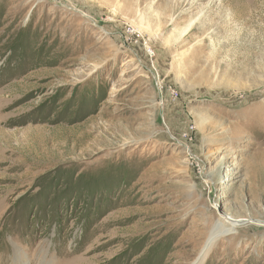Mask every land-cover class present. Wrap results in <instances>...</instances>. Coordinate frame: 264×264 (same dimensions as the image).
<instances>
[{
  "label": "rangeland",
  "instance_id": "obj_1",
  "mask_svg": "<svg viewBox=\"0 0 264 264\" xmlns=\"http://www.w3.org/2000/svg\"><path fill=\"white\" fill-rule=\"evenodd\" d=\"M0 264H264V0H0Z\"/></svg>",
  "mask_w": 264,
  "mask_h": 264
},
{
  "label": "bare ground",
  "instance_id": "obj_2",
  "mask_svg": "<svg viewBox=\"0 0 264 264\" xmlns=\"http://www.w3.org/2000/svg\"><path fill=\"white\" fill-rule=\"evenodd\" d=\"M252 219L249 218H239L231 216L230 214L220 215V219L217 221L213 232L215 235L211 238L214 240L219 234L225 233L226 231H232L236 226H240L250 222Z\"/></svg>",
  "mask_w": 264,
  "mask_h": 264
}]
</instances>
